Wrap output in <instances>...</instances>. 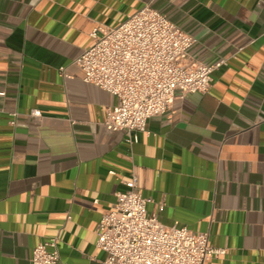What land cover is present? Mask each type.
<instances>
[{
	"label": "crops",
	"instance_id": "crops-1",
	"mask_svg": "<svg viewBox=\"0 0 264 264\" xmlns=\"http://www.w3.org/2000/svg\"><path fill=\"white\" fill-rule=\"evenodd\" d=\"M146 6L194 37L187 63L226 64L130 144L75 61ZM133 175L150 215L225 251L207 264H264V0H0V264L53 239L60 264H101L96 231Z\"/></svg>",
	"mask_w": 264,
	"mask_h": 264
},
{
	"label": "built area",
	"instance_id": "built-area-1",
	"mask_svg": "<svg viewBox=\"0 0 264 264\" xmlns=\"http://www.w3.org/2000/svg\"><path fill=\"white\" fill-rule=\"evenodd\" d=\"M95 43L75 61L84 82L118 98L104 124L125 132L128 143L139 142L148 122L170 111L178 97L209 91L214 66L185 57L195 39L159 11L146 6L118 27L97 28ZM40 117V111H33ZM112 174H114L112 172ZM116 194L113 210L104 215L96 231V246L106 253L101 264H207L224 250L210 245L209 233L167 227L147 210L138 177ZM32 264H60L58 240L36 247Z\"/></svg>",
	"mask_w": 264,
	"mask_h": 264
}]
</instances>
